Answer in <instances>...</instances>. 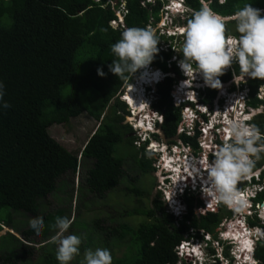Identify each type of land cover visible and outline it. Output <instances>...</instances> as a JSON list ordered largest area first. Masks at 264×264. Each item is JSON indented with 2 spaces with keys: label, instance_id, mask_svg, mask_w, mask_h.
<instances>
[{
  "label": "trees",
  "instance_id": "obj_1",
  "mask_svg": "<svg viewBox=\"0 0 264 264\" xmlns=\"http://www.w3.org/2000/svg\"><path fill=\"white\" fill-rule=\"evenodd\" d=\"M184 1L192 12L201 7V0ZM166 2L0 0V81L5 85L4 100L11 105L7 110H0V232L5 226L21 234L26 241L11 231L2 235L0 264L29 263V260L24 259L32 256L35 249L29 242H46L57 232L55 218L65 217L64 209L43 212L40 201L57 189L58 181L65 173H76L82 166L87 169V189L94 196L103 198L119 185H124L125 194L134 196V204L143 205L132 208L129 204L120 215H143L145 218L138 224L121 219L117 226L110 228L102 227L99 218L92 220V233L84 248L91 245L110 248L114 241L117 246L129 241L124 256L115 257L111 253L113 264H179L180 259L174 247L185 234L192 229H202L218 238L217 228L221 221L234 214V210L223 204H220L218 211L197 213L195 208L202 206V200L191 194L185 197L188 212L177 219L164 209L161 191L150 201L152 187H148L146 180L155 171V158L147 154L145 143L138 144L136 135H129L133 132L131 123H126L130 111L121 99L124 87L132 79L119 80L108 66L115 59L111 45L120 39L122 31L132 27H156ZM204 2L224 17H231L245 3L264 9V0ZM119 9L124 16V23L118 22L114 26L112 21L120 19L117 15ZM192 12L175 21H181L180 25L185 26ZM225 27L226 34L227 30H231V34L236 35L231 20L226 21ZM156 35L160 40L157 45L159 52L152 65L181 76L176 62L172 61L176 53L173 47H179L177 43L174 45L175 36L161 35L159 31ZM169 61L172 68L168 66ZM100 68L105 73L103 77L98 75L97 70ZM234 72L239 74L236 65L220 79L229 81ZM75 78L74 87L64 93ZM176 80L174 76H168L157 85L159 97L155 106L160 113H164L162 130L167 137L178 135L181 120V108L175 105L171 96ZM247 84V105L257 109L264 103L258 96L264 81L250 78ZM215 97L216 91L208 89L204 100L212 103ZM84 113L96 119L99 125L84 143L80 160L79 153L69 150L54 138L49 128L53 124L69 123ZM253 124L260 130V142L264 143V112L255 116ZM198 136V133L195 136L181 135L184 143L195 153L200 151ZM258 169L261 172L258 179L255 175L252 177L253 184L264 183V153L255 162L251 173ZM133 170L136 174L132 173ZM243 186L237 187L243 189ZM137 197H141V200ZM144 199H149L150 205L146 203L144 206ZM262 200L264 187L254 199L255 202ZM13 211H22L30 215L31 219L43 218L45 228L42 234L37 236L30 228V223L22 230H15L12 224ZM257 216L255 213L248 218L250 226L264 228V223L261 224ZM73 226L75 223L69 232ZM94 235L97 240H94ZM196 235H199V231ZM7 236L11 237V243L7 242ZM35 238H39V241L35 242ZM20 245L21 255L16 250ZM49 245L54 252L49 249ZM41 248H44V264H58L53 241L41 245ZM224 255L229 256V246L225 248ZM254 256L257 264H264V239L255 242ZM77 264H81V261ZM182 264L191 263L183 260Z\"/></svg>",
  "mask_w": 264,
  "mask_h": 264
},
{
  "label": "clouds",
  "instance_id": "obj_2",
  "mask_svg": "<svg viewBox=\"0 0 264 264\" xmlns=\"http://www.w3.org/2000/svg\"><path fill=\"white\" fill-rule=\"evenodd\" d=\"M220 2L223 3L224 0H220ZM230 19L231 22L234 23L235 36L231 34V30H227L226 34V18L209 7L204 0H201V7L199 10L192 12L182 30L183 39L179 52L182 59L179 62V67L187 78L181 80L179 89L174 92V95L176 99H181L179 94L180 91L183 90L181 85L184 82L182 86L186 87L184 90L187 91L183 93V98L179 103V105H184L183 112L181 108V118L182 113L186 115L185 119L188 117L190 119L194 118L190 122L187 120L183 122L180 120L179 122V128H181V131H186L187 135H196V129L200 128L198 117L202 116L204 111L209 109L210 105L208 104H212L205 102V97L202 99L203 90L201 86L196 87L194 85L195 81H197V74L201 75L205 84L213 89L223 88L220 77L225 74L226 69L233 65L239 67V74L237 75L236 72H234V81L237 85H239V81H244L246 77L264 81V10L254 8L252 3H245L243 7L234 12ZM171 35L175 36L176 34L174 32ZM167 36L170 35L167 34ZM159 42V37L150 28L132 27L123 30L120 39L111 45V52L115 59H113L112 63L108 66L110 72L115 74L119 80L122 81H127L130 78L132 82L136 79H144L145 74H143V69H153L151 64L156 54L159 52L157 47ZM156 71H160L161 73L156 74L159 78L155 80L154 83L144 82V84H142L143 94L139 99L142 106L140 110H138V107L133 108L132 104L127 100L128 91L132 82L124 87L121 93V99L126 103L127 108L130 109V114L127 115V119L128 117H132V114L139 113L141 115V111L143 109L145 110L146 106L148 109L156 108L155 103L157 102V94L155 95V90L151 89V87L152 85H156L159 79L166 75L165 71L160 68L156 70L153 69V72ZM97 72L101 77L105 75L102 68L98 69ZM138 73H140L139 76ZM168 74L170 75V73ZM138 82H140V80ZM146 84L147 88L144 86ZM151 93H154L155 97ZM5 94V85L3 81H0V110H7L11 107V105L4 100ZM201 101L205 105L203 108L204 111L200 106ZM152 114L151 120L149 119L150 116L146 115L148 123L143 121V126L139 125V120L135 121V123L139 130L145 132L154 130L153 134L158 135L164 123V113H160L158 109H154ZM154 118H156L154 121L156 122V126L153 124ZM133 119L136 120V118ZM186 122L188 123L187 126L189 129H184ZM130 123L132 124V122ZM220 125H222V122L218 124L215 122L214 125L209 124L206 125L205 128L209 126L211 127V131H214V129L218 128ZM224 132L225 131H223L222 137H224ZM260 141V130L254 125L250 126L243 122H232L229 126L228 134H225L223 143L213 152V159L211 162L205 157L198 164L193 165V171L191 173L188 174L184 172L188 174L184 176H180L178 171L179 168L183 170L185 167H180L179 164L174 163L177 159H175L173 154H168L166 152L167 147L165 144L161 145L160 142L154 139L147 141L145 144L146 150L147 147H149L147 150L148 155H151L148 151L152 149L153 144L158 145L157 147H153V151H156L155 149L159 147L161 149V151L157 153L158 157H156L154 162L155 171L159 169V172H156L157 174L159 173L158 177L163 178V181L169 179L168 182L175 176H180L181 178V180L177 181L179 185L174 186L172 189V194L165 191V195L167 194L169 199L166 197L164 200L167 206L169 204L167 203L168 201L172 204L169 207L173 208L174 215L168 211L167 207L168 213L177 218L175 215L178 214L175 212V209L180 210V203L185 201L187 195L192 194L199 199L198 195L200 192L197 184L198 176L196 175H203L205 172V186L202 191L204 196L208 198V202L210 199L219 202L229 209L234 210L236 213H242L250 209L249 207L252 204H250V206L247 204V201L237 185L242 179L247 177L249 178L248 181L252 182V177L254 176V173H251L252 169L255 162L261 159V153H264V143ZM175 143L174 148L177 149L179 144L177 141ZM185 145L190 147L187 144ZM201 148L202 146L200 145V150L202 151ZM181 159L191 160L187 155L181 157ZM167 168L173 169L170 171V174H167V172H169ZM159 183L160 186L164 184L162 181ZM162 191L164 192V190ZM183 203L187 207L186 212H188L187 203ZM263 204L264 200L256 204L262 214H264ZM202 205L206 207V201L203 200ZM207 206L210 207L211 205L209 204ZM253 211L258 214L256 208H253ZM183 215L184 214H182V216ZM29 223L32 231L37 236H40L45 228L44 219L33 218ZM73 223L74 218L67 216H58L55 218L54 227L57 230V236L54 238L53 243L56 244L55 255L58 264H71L74 258L80 254L82 238L78 235L69 233V229ZM258 228L264 229L262 227H257L255 230H258ZM198 231L199 235H196ZM0 235H2V233H0ZM211 235L210 232H206L205 230H203V233H200L198 229L195 231L192 229L185 234L181 242L174 247L180 259L179 264H182L183 260H188L187 262L191 264H211L209 257H213L216 261V252L219 251L217 247H220L217 241L224 240V237L221 239L214 237L213 239ZM223 245L225 246L226 244L223 242ZM254 250V244H251L247 249L242 247V253L245 252L248 257L250 254H254ZM223 253L224 250L220 254L223 255ZM254 260L255 264H257L255 256ZM81 264H113V257L110 250L107 248L98 247L95 250L87 249L84 251Z\"/></svg>",
  "mask_w": 264,
  "mask_h": 264
},
{
  "label": "rangeland",
  "instance_id": "obj_3",
  "mask_svg": "<svg viewBox=\"0 0 264 264\" xmlns=\"http://www.w3.org/2000/svg\"><path fill=\"white\" fill-rule=\"evenodd\" d=\"M148 2H155L156 0H147ZM264 10V9H261ZM192 12V10L186 5L184 0H167L166 5L164 7V11L162 13V17L160 22H158L157 26L154 28H150L155 32V34L159 31L161 35H171L175 32V38H174V45L179 44V47H173L175 51V56L172 57V61L176 62V65L179 67V62H180V48L182 46V39H183V25L181 21H175L178 19H183L184 16ZM117 15L120 16V19L118 21H112V24L114 26H117L118 22H121L122 24L124 23V16L120 9L117 11ZM232 17V16H231ZM229 17L228 19L231 20ZM228 20V21H229ZM160 29V30H159ZM173 36V35H172ZM170 44V43H169ZM164 47H167L166 45ZM169 61V67H171ZM153 66V65H152ZM156 67V66H153ZM158 67H156L157 69ZM180 68V67H179ZM232 67H229L226 69L225 73L228 72ZM151 69V68H149ZM181 69V68H180ZM152 70V69H151ZM140 73H138V76ZM169 75V74H167ZM250 77H246L244 81H239V85H237L234 81V76L232 79L229 81H226V84L223 85L222 89H214L216 91V97L213 100L212 104L210 105L209 109L207 111H204V104L202 101L200 102L201 109L204 111L203 115L198 117V120L200 122V130L203 131L206 125H214L216 122L221 123L222 125L218 126V128H215L212 133L207 131V134H203L200 137V145L202 146V151L200 150L198 153H195L190 147L186 146L184 144V140L181 138L182 134H186V131H181V128H179L178 132L179 134L175 137H167L166 134H163V130H160L159 135L154 136L153 131L151 132H145L141 131L138 129L135 121L139 120V125L143 126L141 124L143 121L146 120V115L150 116V120L152 119V111L157 108L153 109H148L147 106L145 107V110L143 109L141 112L142 114L140 115L139 113L132 114V117H126V123L132 122L131 126L133 128V133L137 136L136 138L138 139V144L142 145L143 143H146L147 141H150L155 138H159L161 140H157L160 143H164L166 147H169V143L172 141L176 140L177 143L179 144V147L176 149V151L173 152V155L175 156V162L179 164L180 167H185V169L179 168L178 174L180 176L188 175L193 171V165L198 164L201 160H203L205 157H207L208 161L211 162L213 159V152L216 150V148L221 145L224 141V138L222 137L223 131L229 129V126L232 122H243L246 125H254L253 120L255 116L258 113L264 112V103L260 105L257 109L252 108L251 106L247 105V100L249 98V87H248V80ZM140 79L133 80V82L130 84L132 85L133 83H138ZM196 80L194 85L196 87H200L203 90V97H206L208 89H213L209 86H207L203 80V77L199 74H197ZM76 78L72 81L70 85L64 90V93H68L72 87H74ZM184 84V82H183ZM182 84V85H183ZM129 85V86H130ZM181 85V87H182ZM147 88V84L144 85ZM205 88V89H204ZM151 89L155 90V95L157 94V84L156 88L151 87ZM186 89V87L184 88ZM187 90H181L180 91V96L181 99L183 98V93H186ZM153 96L155 97L154 93ZM246 96V98L243 97ZM258 96L260 99H263L264 101V84L261 85V87L258 90ZM179 99V100H181ZM201 99V100H202ZM128 102L131 103L130 100ZM132 104V103H131ZM183 106L184 105H179V108H182L183 112ZM139 107H141V104L139 102ZM130 110V109H129ZM186 115L182 113V122L184 120H187L188 122L192 121L194 118L190 119L189 117L185 119ZM133 118H136L134 120ZM222 118V119H219ZM148 119V120H149ZM156 118L153 120V124L156 126V122H154ZM222 120V121H221ZM221 121V122H220ZM135 123V124H134ZM227 123V124H226ZM187 122L184 125V129H189L187 126ZM99 125V122L96 119H93L86 113L83 115L79 116L78 118H73L69 123L66 124H53L50 126L49 131L50 134L56 138L58 141H60L64 146H66L69 150L74 151L79 153L84 147V143L86 140L89 138L91 133L93 132L94 129L97 128ZM206 129V128H205ZM206 133V132H205ZM163 134V135H162ZM192 136V135H189ZM169 145V146H168ZM206 147H204V146ZM157 147V144H153L152 149L149 150L148 152L151 155L157 154L159 151H161L160 147L156 148V151H153V147ZM161 146V145H160ZM171 147V146H170ZM149 147H147V150ZM169 152H172V149H169ZM189 156L190 161L192 164L187 169L186 162L187 160L181 159L183 156ZM81 160V155L79 156ZM179 157V158H178ZM159 163V162H158ZM157 163V164H158ZM157 169V168H156ZM86 168L85 167H79L76 173H72L71 171L65 173L58 181V187L57 189L50 194L45 200H41V209L43 212H54L56 209H64L65 214L67 217L74 218V223L75 226L72 227L70 230V234H75L78 235L82 238V244L80 246V254L77 255L74 260L71 262V264H77L79 261L83 260V254L84 251L87 249H93L95 250L96 248H105L102 247L101 245H91L89 247H83L87 242L88 238L90 239V235L92 233V227L91 223L94 218H99L100 224L102 227H114L117 226L118 222L123 219L124 221H130L131 224H138L141 220H143L145 217L143 215H139L138 217H120L121 213L124 211V208L127 207L129 204L133 208L135 205H141L140 203L134 204V196L130 197L129 195H126L124 190V185H119L115 190L110 191L108 194L105 195V197L101 198L100 196H94L92 193H90L87 189L86 183H85V174H86ZM172 168H167V174H170ZM176 170V169H175ZM206 171V170H205ZM156 172H159V169L154 171L153 174H149L147 176L146 183L149 185L148 187H152V193L150 194V201L157 195L158 191L164 190L166 192H170L172 194V189L174 186H178L179 180H181L180 176H175L171 179L170 182L169 179L167 181H163V178H159L163 185L160 186V183L157 181L158 178H156ZM176 172V171H175ZM184 172H187L188 174H185ZM260 169L256 170L253 175L257 176V179L259 178L258 175L260 174ZM133 174H136V171L133 170ZM163 173V172H161ZM159 174V173H158ZM198 176L197 181H198V190H199V199L206 201V207L198 206L196 209L197 213H206L207 211H218L220 208L219 202L212 201L209 203L207 201L208 198H206L203 194V187L204 185V178L206 177V172L203 175H196ZM248 177L244 178L241 180L240 185H244L243 189H240L242 192L245 200L247 201V204L250 206L248 209L245 210L242 213H236L232 214L229 217H225L222 221L219 227L217 228L218 232V239H221L224 237V240H219L217 241L220 244V247H217L219 251L216 252L217 254V259L216 261L214 260L213 257H209V261L211 264H255L254 260V254H250L249 257L246 255L245 252L242 253L240 252V247H242V240H237V237H241V235L248 236V238L251 240V244L255 245V241L258 238H264V229H260L254 226H250L248 218L250 216H254L255 212L253 211V208H256L258 211V218L260 219L261 224L264 223V214L261 213V210L257 207V201L255 202L254 199L257 197V194L259 191H261L264 187L263 184H253L252 182L248 181ZM244 180V181H243ZM247 181L245 184L244 182ZM127 183V182H126ZM244 183V184H243ZM239 183L237 186H240ZM122 190V191H121ZM166 196L169 199V196L166 194ZM175 197V196H174ZM197 198V197H196ZM138 200H141V197H137ZM134 201V202H133ZM149 199H144V206L146 203L150 205ZM133 203V206L131 205ZM168 211L173 214V208L169 207L172 204L168 201ZM211 205L210 207L207 205ZM264 205V204H263ZM143 206V205H141ZM180 210L175 209V212L178 215L177 219L182 218V214H186L187 207L184 205L183 202L180 203ZM129 208V207H128ZM142 208V207H141ZM228 208V207H227ZM229 209V208H228ZM180 212V213H179ZM182 213V214H181ZM174 215V214H173ZM3 216H6V213H3ZM105 219V221L103 220ZM31 220V216L28 214L22 213V211H13V227L15 230L19 231L25 228ZM73 223V224H74ZM72 224V225H73ZM260 229V231H259ZM10 228L3 227V230L0 232L2 235H5ZM12 233H14L12 231ZM200 233H203V230L200 229ZM258 234V236H257ZM0 235V237L2 236ZM18 237L23 239L21 234L16 233ZM57 236V232L52 235L49 240L43 243H30L35 246L33 255L30 257L25 258V261H28L29 263L25 264H44L43 262V250L44 248H41V245L48 243L49 241H53L54 238ZM214 239V235L212 234ZM11 237L7 236L6 240L8 243H11ZM94 240H97L95 235H94ZM1 241V238H0ZM23 241H25L23 239ZM39 238H35V242H38ZM26 242V241H25ZM112 242V241H111ZM115 242V241H114ZM113 242V245L110 248H107L110 250V252L113 254L115 257H120L124 256L129 248V241L127 240V243L125 241L122 242L121 245L117 246L114 245L115 243ZM223 242L226 244L225 246L223 245ZM55 244V243H54ZM215 244V243H214ZM241 244V245H240ZM250 244V245H251ZM56 245V244H55ZM229 246V256L226 257L223 253L221 255L220 253L225 250V248ZM49 249L54 252V249L51 248L49 245ZM17 251H20L19 255H21L22 251V246L20 245L19 247L16 248ZM241 253V254H240ZM247 256V257H246ZM242 257V258H241ZM244 260V261H243ZM188 261V260H187ZM23 262V260H22ZM21 264V262H19Z\"/></svg>",
  "mask_w": 264,
  "mask_h": 264
},
{
  "label": "bare ground",
  "instance_id": "obj_4",
  "mask_svg": "<svg viewBox=\"0 0 264 264\" xmlns=\"http://www.w3.org/2000/svg\"><path fill=\"white\" fill-rule=\"evenodd\" d=\"M157 73L160 74L161 72L160 71L153 72V69L151 70L149 68L143 69V74H145V78L144 79H140V82L135 83V84L133 83L131 85V87L129 88V91H128V95H127L128 98H127V100H130L131 101L133 108L138 107V110H140L142 108V106L139 107V99L142 97V94H143L142 93V90H143L142 89V84H144V82H146V83H154L155 80H157L159 78L156 75ZM181 88L184 90L185 87L182 86ZM141 124L143 125L142 120H141ZM224 131H225L224 132V136H225V134L227 133V130H224ZM190 164H192L191 161L190 160H187V162H186L187 167H189ZM204 179H206V177ZM247 235H245V237H243L244 235H241V237H237V240H239V239L242 240L241 241L242 242V247L245 248V249L249 248L250 247V244H251V242H250L251 240L248 238ZM242 247H240V249H239L240 252L242 251Z\"/></svg>",
  "mask_w": 264,
  "mask_h": 264
},
{
  "label": "flooded vegetation",
  "instance_id": "obj_5",
  "mask_svg": "<svg viewBox=\"0 0 264 264\" xmlns=\"http://www.w3.org/2000/svg\"><path fill=\"white\" fill-rule=\"evenodd\" d=\"M181 59V58H180ZM152 65V64H151ZM150 65V66H151ZM179 65V64H178ZM153 67V66H152ZM179 68V67H178ZM153 69H156V67H153ZM157 69H159V68H157ZM179 70L181 71V76H177L176 74H170V75H167L168 73L167 72H165L166 73V75H164L163 77H161L160 79H159V81L156 83L157 85L160 83V82H162V81H164L168 76H174L175 78H177V80L175 81V85L173 86V89H172V91H171V96H172V99H173V101H174V103H175V105L176 106H179V103H180V100H178V99H176V97H175V95H174V92L176 91V90H178L179 89V84L181 83V80L182 79H185V78H187L186 76H184L185 74L183 73V71L179 68ZM221 80V79H220ZM221 82H222V84L223 85H225L226 84V82H223L222 80H221ZM153 87L154 88H156V85H153ZM205 89V88H204ZM158 94H157V96H156V100H158ZM253 108V107H252ZM144 122H146V123H148L147 122V119L144 121ZM209 127V126H208ZM179 130V129H178ZM207 131H209V132H212L211 131V127H209V128H206L205 130L203 129V131H201L200 130V128H199V130H197V131H195V133L197 134H199V136H198V141L200 140V137H201V135H202V132H203V134H205V132L207 133ZM192 132V131H191ZM163 134H165V133H163ZM162 134V135H163ZM129 135H131V136H133V135H135L133 132L131 133H129ZM159 135V134H158ZM189 135V134H188ZM154 136H156V135H154ZM154 140H161L160 139V136H159V138H155ZM160 142V141H159ZM199 143H200V141H199ZM160 144V143H159ZM162 144H164V143H161V145ZM176 143H169V145L171 146H169V147H167V149H166V152L168 153V154H173V152L174 151H176V149L174 148V146L173 145H175ZM172 149V152H169V149ZM153 156H155L154 158V162H155V160H156V157H158V154H155V155H153ZM156 178H158L157 179V181L158 182H160L161 180L159 179V177H158V174H156ZM162 195H163V197H162V200L164 201V203H163V207H164V209L167 211V205H166V201L164 200L167 196L165 195V193L162 191ZM183 202H186V201H183ZM168 212V211H167Z\"/></svg>",
  "mask_w": 264,
  "mask_h": 264
},
{
  "label": "built area",
  "instance_id": "obj_6",
  "mask_svg": "<svg viewBox=\"0 0 264 264\" xmlns=\"http://www.w3.org/2000/svg\"><path fill=\"white\" fill-rule=\"evenodd\" d=\"M244 98H246V96L243 97V100H244ZM207 128H209V127L207 126ZM204 130H205V129H204ZM210 133H212V132H210ZM227 134H228V132L226 133V135H227ZM210 203H211V202H210Z\"/></svg>",
  "mask_w": 264,
  "mask_h": 264
},
{
  "label": "water",
  "instance_id": "obj_7",
  "mask_svg": "<svg viewBox=\"0 0 264 264\" xmlns=\"http://www.w3.org/2000/svg\"><path fill=\"white\" fill-rule=\"evenodd\" d=\"M225 18H226V21H228V20H229V19H228L229 17H225ZM260 171H261V169H260ZM11 232H12V231H11Z\"/></svg>",
  "mask_w": 264,
  "mask_h": 264
}]
</instances>
